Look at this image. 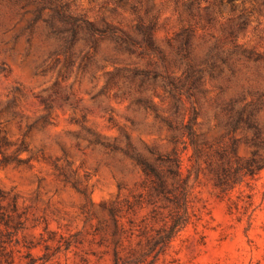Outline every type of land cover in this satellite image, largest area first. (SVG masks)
I'll use <instances>...</instances> for the list:
<instances>
[{"label": "rangeland", "instance_id": "1", "mask_svg": "<svg viewBox=\"0 0 264 264\" xmlns=\"http://www.w3.org/2000/svg\"><path fill=\"white\" fill-rule=\"evenodd\" d=\"M182 119L264 162V0H0V264H264V168L222 192L191 147L158 244L138 155Z\"/></svg>", "mask_w": 264, "mask_h": 264}, {"label": "trees", "instance_id": "2", "mask_svg": "<svg viewBox=\"0 0 264 264\" xmlns=\"http://www.w3.org/2000/svg\"><path fill=\"white\" fill-rule=\"evenodd\" d=\"M195 124L194 119L189 122L182 119L176 125L171 123L172 134L169 141V149H154L151 152L152 157H146L142 154L138 155L146 175L149 202L155 204L168 201L174 206L170 213V231L165 235H161L158 239V244H169L176 232L186 223L190 174H184L183 154L190 147L193 149V153L190 156L192 169H189V171L195 170L196 174L199 175L202 169V160H205L208 173L211 175L215 187L222 192L234 189L244 181L245 177L254 176L264 168V162L257 160L255 157L251 160H244L239 157L236 152V142L231 145L221 143L217 146H212V143L208 142V140H202L195 129ZM210 146L211 149L209 150ZM6 198L7 194L0 189V220L8 224L11 217L5 216L3 212V200ZM16 207L17 205L14 203V211ZM121 210L118 202L111 204L109 209L114 225V235L117 234L120 227ZM3 235V228L0 224V237ZM34 246L30 245L29 248L31 249ZM117 246H119V240H116ZM116 264H120L117 249Z\"/></svg>", "mask_w": 264, "mask_h": 264}]
</instances>
